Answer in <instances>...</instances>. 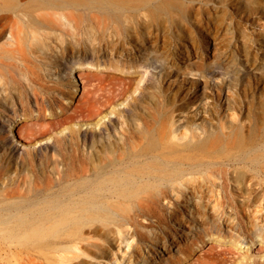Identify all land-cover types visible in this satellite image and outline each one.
<instances>
[{
  "label": "bare ground",
  "instance_id": "bare-ground-1",
  "mask_svg": "<svg viewBox=\"0 0 264 264\" xmlns=\"http://www.w3.org/2000/svg\"><path fill=\"white\" fill-rule=\"evenodd\" d=\"M155 12L156 0H0V68L9 73L0 88V131L12 125L22 110L19 135L37 138L55 127H66L74 117L91 120L115 95L128 93L138 66L153 68L154 51L141 47L125 57L129 52L119 47L140 37L153 39ZM111 25L118 38L109 40L112 45L106 52L96 44L94 34ZM29 35L30 44L25 41ZM110 57L115 58L109 61ZM75 61L108 64L132 75L118 92L106 93L99 76L92 78L77 68L85 81L84 92L73 96L76 92L69 93L55 78L64 74L69 79V66ZM143 88L148 92L133 97L131 111L117 112L124 119L118 121L126 124L120 129L114 124L100 126L92 135L59 139L52 156L41 157L38 152L21 156L29 171L41 160V170L50 168V174L38 179L37 173L28 171L23 185L9 186L10 175L19 174L18 170L11 159L0 167L4 183L0 192L19 199L0 205L1 264H46L53 253L65 258L61 257L63 264H70L74 257L90 256L88 244L103 252L101 244L91 239L104 240L108 234H116L119 240L136 236L125 264H239L225 254L233 253L231 246L242 241L245 233L259 229L264 242L260 225L264 215H256L264 199V99L247 100L242 128L221 122L222 133L227 127L237 135L228 148L215 142L220 139L219 133L212 132L217 127L205 130L202 138L193 132L181 142L186 133L177 130L173 119L188 109L187 102L170 100L162 93L155 111H144L140 100L151 97L152 83ZM196 103L197 99L190 100V108ZM209 105L214 109L213 103ZM14 124L9 129H15ZM71 131L76 130L71 127ZM7 135H0V140ZM139 226L150 227V244L159 242L166 252L173 243L180 254H188L170 260L159 251L157 258L151 247L145 254L143 247L148 246L140 247L145 235L137 230ZM127 232L130 235L122 237ZM206 233L217 234L210 239L221 242L220 248L209 246L211 260L200 255L190 259L192 244L205 242Z\"/></svg>",
  "mask_w": 264,
  "mask_h": 264
},
{
  "label": "rangeland",
  "instance_id": "rangeland-1",
  "mask_svg": "<svg viewBox=\"0 0 264 264\" xmlns=\"http://www.w3.org/2000/svg\"><path fill=\"white\" fill-rule=\"evenodd\" d=\"M88 22L90 21L88 20ZM110 27L107 31H102L101 34L98 32L100 30H96L95 34L97 35L94 34L97 37V42L100 40L96 44L100 43L101 49L105 48L106 52H108L106 49L112 45L110 41L115 37L118 38V34L114 32L116 30L113 29L112 25ZM109 30L112 31V34ZM54 37V34H51V39ZM2 40L0 39V41ZM147 40H149L148 37H146V40L140 37L138 41L126 42L119 49L123 50L124 48L129 52V55L125 57L133 56L140 52L139 50L142 48L154 51L153 61L156 62H153V68L139 65L137 68L139 74L128 93L115 95L111 104L103 107V112L93 119L86 120L85 116L74 117L73 121L66 127H55L40 137L28 138L19 135L18 120L23 118V111L21 110L11 120L12 125L6 124L3 127L0 135L9 133L6 138L0 140V158L1 154L4 155L0 159V167L4 168L7 161L11 159V165L14 166L13 168L16 167L19 173L14 172L10 175L11 179L7 183L9 186L23 185V180L27 176L26 173L30 169L29 165L26 166L20 162L21 156L30 153L33 155L36 152L41 153V157L48 154L52 156L59 148V139L69 140L75 136L80 137L83 133L92 135V132L98 131L100 126H113L114 124L119 129L121 125L125 126L124 122L123 124L120 123V121H124L122 115L131 111L134 96H140L144 92H148L144 90L143 85L149 83H152L150 89H152V95H154L149 96V98L143 96L140 100V106L144 111H150L151 109V112L155 111L158 105L157 101L161 99L162 93L168 96L170 100L174 98L178 102H187L188 109L190 108V100L197 99L196 105L189 110L186 109V111L180 112V115H176L173 119L177 130L186 133L184 138H180L181 142L189 140L193 132L202 138L205 136V130L217 127L212 130L213 135L216 133L220 135V139L215 142L218 145L230 147L232 139H235L237 135L229 128L232 123L236 128H242L243 119L248 114L247 100L256 102L258 99H264V0H156L154 38L150 39L152 42ZM25 41L29 44L32 43L31 35L28 38L25 37ZM56 41L59 42L58 39ZM113 58L115 57L108 59L111 61ZM159 59L160 61H158ZM156 65L158 66L156 67ZM69 67L71 71L69 79L64 74L62 79H55L61 82L69 93L75 91L76 93L73 96L84 92L85 81L80 79L81 76L77 68H80L83 72H89L90 76L92 74V78L99 76L102 92L106 93L110 91L118 92L124 79L130 77V74L132 75L130 72L117 70L108 64L101 63L97 66L94 61H75ZM133 70V68L130 69V71ZM8 77L7 69L0 68V88L4 85L3 83L7 82ZM97 80L95 79V81ZM209 103L214 104V109H211ZM154 106H156L155 109H153ZM55 108L58 112L60 111L56 104ZM118 111L122 115L118 116ZM232 113L233 115L235 113L234 116L236 117ZM240 119L242 120L240 121ZM96 120L99 122L95 123ZM221 122L223 124L226 122L225 124L229 127L224 128V133L220 128ZM13 124L15 129H9ZM71 127L76 131H71ZM227 133L229 136H227ZM5 151L6 153H4ZM41 163V160L38 163L36 162L33 170L29 171L32 174L37 173L38 179L42 174L51 173L50 168L41 170ZM3 186L4 183L2 177H0V190ZM17 200L19 199L16 197L7 198L0 192L1 206L6 202L11 203ZM161 202L162 204L167 203L166 200H161ZM257 209H259V212L256 213L257 216L264 215V199ZM151 219H155V217ZM148 220L147 218L143 220L145 226ZM260 225H263L264 230V221ZM173 227L178 230L176 225H173ZM254 229L245 233V238L238 244L232 245L233 253L227 252L225 256L231 258V260L234 258L235 262H239V264H264V242L259 234V229ZM132 230V227H128L129 233ZM137 230L145 235L144 241L140 242V247L148 246L143 247L145 254L149 247H151L149 248L150 253L157 258L160 256L159 251L170 260H176L178 254H180L177 246L173 243L169 245L170 250L168 249L166 252L159 245V242L150 244V227L142 228L139 226ZM185 230L188 231L187 228ZM129 235L128 232L127 234L123 233L122 237H128ZM213 236H217V234L206 233L204 235L205 242L198 240V242L192 244L189 250L191 252L190 259L196 258L198 255L208 260L213 259L209 256L208 248L211 244H215V249H219L221 243L210 239ZM224 237L226 240L229 239L227 234ZM91 240L101 244L104 251L98 253L96 247L88 244L90 256L74 257L70 260V264H81L79 261L84 264H125L129 259L131 247H133L132 245L137 241V238L135 236L129 240L123 238L119 240L116 234H108L104 240L103 238ZM104 253L107 256L101 257L100 255ZM186 254L188 252L181 253L180 256L184 259ZM69 255H72V253L70 252ZM1 256L0 264L3 260ZM61 257L63 256L53 253L49 255V260H45V263L63 264Z\"/></svg>",
  "mask_w": 264,
  "mask_h": 264
}]
</instances>
